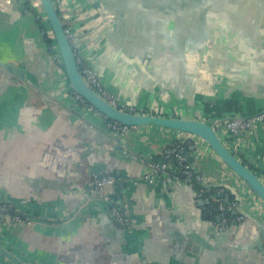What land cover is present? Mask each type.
<instances>
[{
  "label": "crops",
  "instance_id": "crops-1",
  "mask_svg": "<svg viewBox=\"0 0 264 264\" xmlns=\"http://www.w3.org/2000/svg\"><path fill=\"white\" fill-rule=\"evenodd\" d=\"M252 1L257 5L237 9L235 25L212 28L205 52L185 56L183 64L176 55L163 58L162 41L152 40L148 48L146 34L123 33L112 0L54 3L74 34L75 55L93 64L119 102L149 115L211 123L264 110V0ZM17 5L0 0V64L23 67L25 78L0 66V192L15 211L46 221L0 224V247L22 264H264V203L207 144L184 133L139 127L122 139L123 152L115 150L114 142L79 121L107 125L70 93L36 19L42 17L48 29L40 2L26 0L23 11ZM26 96L34 104L25 103ZM51 96L52 105L41 103ZM255 124L237 138L223 125L216 132L229 152L264 179V126ZM179 138L192 139L191 167L202 185L225 191L238 202L237 213L242 207L250 218L242 215L244 221L217 236L197 185L183 178L166 185L167 179L145 180V162ZM94 173L111 174L116 184L88 208ZM108 193L130 228L111 223ZM0 264L12 263L0 256Z\"/></svg>",
  "mask_w": 264,
  "mask_h": 264
},
{
  "label": "water",
  "instance_id": "water-1",
  "mask_svg": "<svg viewBox=\"0 0 264 264\" xmlns=\"http://www.w3.org/2000/svg\"><path fill=\"white\" fill-rule=\"evenodd\" d=\"M10 2L12 0H9ZM41 8L44 12L47 26L52 33V43L54 53L59 56L60 61L56 64L62 67L65 78L70 89V93L74 96L77 95L84 101L86 109L92 108L96 114H99L106 121L116 122L126 127H158L164 128L180 133H184L193 138L202 140L207 144L215 155L226 165V167L256 196L264 203V179L259 177L254 171L251 170L246 164L236 158L220 141L216 128L224 125V123L233 120H245L250 122V129L255 127V123L262 124L261 122H253L259 117H264V110L246 116H229L228 118H221L211 123L201 121L199 119H185L166 116H155L149 114H132L112 107L99 95L92 91L89 86L83 80L79 68L76 63V55L74 51L73 41L70 42L65 34V29L69 27V24L62 21L54 3V0H38ZM26 0H17L16 9L18 11L24 10ZM257 4H253L252 0H112V8L117 10V25L120 28L125 25L126 30L133 32L134 34H146L144 41L150 47L152 40L162 41L164 45L163 58L170 59L176 55L181 58L183 64L184 57L188 55H201L205 52L206 42L211 37L210 32L212 28L220 27L223 23L235 25L237 23L238 8H252ZM144 12L140 14L138 12ZM234 12V13H227ZM246 22L247 18H242ZM129 24H133L134 28L130 29ZM136 24V26H135ZM142 26V27H141ZM122 31V30H121ZM145 45V43H143ZM143 53L147 54L146 50ZM148 56V55H146ZM128 62L140 63V59L125 57ZM87 61V60H86ZM95 69L90 61H87ZM144 62V61H142ZM142 64V63H141ZM140 66L143 72L146 70ZM1 68L7 70L8 73L16 76L20 80H24V68L14 67L13 65L0 64ZM98 73V71L96 70ZM99 75V73H98ZM100 77V75H99ZM101 79V78H100ZM102 82V81H101ZM103 84V83H102ZM104 86V85H103ZM106 88V87H105ZM107 89V88H106ZM108 90V89H107ZM112 93L117 97V94L112 90ZM52 100L43 99L41 103L52 105L55 102L54 96H51ZM33 103L29 96L25 97V103ZM40 103V104H41ZM34 104V103H33ZM84 122L91 129L96 130L101 134L102 138L112 141L116 144L115 150L122 151L127 148L124 144L123 138L111 134L106 127L96 128L90 124L89 121L79 119ZM100 137V136H99ZM192 139H186V141ZM194 147L189 148L193 150ZM144 160V159H143ZM188 162L191 164V157H188ZM100 174V173H94ZM93 175V174H92ZM92 176L89 181L91 185ZM170 180H166L163 184L166 185ZM197 185L194 181H190ZM119 186L123 188V183H119ZM198 186V185H197ZM209 190L210 186H202ZM87 188V189H88ZM99 194H90L86 192V201L84 206L88 207L91 204L99 203ZM85 200V199H84ZM9 203L4 198V194L0 192V204ZM105 203V202H104ZM200 204H202L200 202ZM106 215L112 220L109 214V208L106 207ZM239 212L246 218L250 216L243 211L242 207ZM18 214L32 222H45L46 220L39 216L24 215L20 210L10 212V215ZM1 217V216H0ZM207 217V216H206ZM58 222V220H55ZM217 221V220H216ZM236 226V224H232ZM215 235L218 236L216 228H213ZM259 232L264 240V229L259 227ZM0 256L5 258L12 264H22L16 257L10 254L8 251L0 247Z\"/></svg>",
  "mask_w": 264,
  "mask_h": 264
},
{
  "label": "built area",
  "instance_id": "built-area-1",
  "mask_svg": "<svg viewBox=\"0 0 264 264\" xmlns=\"http://www.w3.org/2000/svg\"><path fill=\"white\" fill-rule=\"evenodd\" d=\"M7 3H10V1L7 0ZM38 17L41 19L42 23V17ZM44 30L46 35H48V37L52 40V33L49 29L46 30L44 28ZM65 34L70 42L74 40V34L70 30V27L65 29ZM51 57L56 63L60 61V58L56 55V53L55 55H51ZM76 63L85 83L109 105L127 113L147 114L146 112L137 110L119 102L116 96L103 86L98 73L89 62L79 56H76ZM74 97L78 103L82 105L85 104L84 101L77 95H74ZM88 110H92V108L89 107ZM253 122H261L264 124V117L261 116ZM223 127L231 137L237 138L250 130V122L245 120H233L224 123ZM106 129L111 134L123 138L130 130L135 128L122 126L111 121L107 122ZM216 129H218V127ZM186 139L187 138H179L173 140L159 156L146 161L145 165L148 173L145 175V180L152 182L158 178L167 180H178L179 178H183L185 181H194L198 185L197 196L204 202L206 213L209 216H213L215 212L217 214V221H214L213 223L217 232H223L230 228L232 224L244 221V217L237 213V208H239L238 202L229 200L228 194H226L225 191L222 189L207 190L202 187V176L196 173L191 167V164L188 162V149L190 141H186ZM187 144L189 145L187 146ZM115 184L116 178L111 174H93L91 185L87 189V192L92 195L98 194L103 190H110L115 186ZM105 203L109 208V214L112 222L121 229L130 228V219L122 212L120 205L114 200L112 193L107 194L105 197ZM13 211H15L13 204H0V224H3L4 222L30 224L32 222L24 218L22 215H10V212Z\"/></svg>",
  "mask_w": 264,
  "mask_h": 264
},
{
  "label": "trees",
  "instance_id": "trees-1",
  "mask_svg": "<svg viewBox=\"0 0 264 264\" xmlns=\"http://www.w3.org/2000/svg\"><path fill=\"white\" fill-rule=\"evenodd\" d=\"M36 19H37L38 23L40 24V26H41V28H42V32H43L44 38H45V40H46V44H47V48H48V52H49V54H50V55H55V53H54V49H53V43H52V40H51V38L48 37V35H46L45 30H44V27H43V25H42V23H41V19H40L38 16H36ZM107 122H111V121L107 120ZM189 144H190V142H189ZM189 144H187V146H188ZM188 151H189V149H188ZM229 200L232 201L233 199L229 197ZM230 217H232V216H230ZM209 218H210L211 220H213V221H216V220H217V214H216V212H215V214H214L213 216H209Z\"/></svg>",
  "mask_w": 264,
  "mask_h": 264
},
{
  "label": "rangeland",
  "instance_id": "rangeland-1",
  "mask_svg": "<svg viewBox=\"0 0 264 264\" xmlns=\"http://www.w3.org/2000/svg\"><path fill=\"white\" fill-rule=\"evenodd\" d=\"M50 30V29H49Z\"/></svg>",
  "mask_w": 264,
  "mask_h": 264
}]
</instances>
